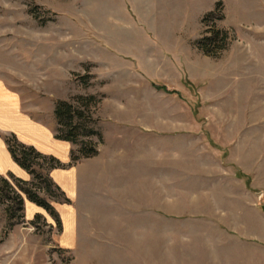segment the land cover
I'll return each mask as SVG.
<instances>
[{
  "label": "rangeland",
  "instance_id": "374dc122",
  "mask_svg": "<svg viewBox=\"0 0 264 264\" xmlns=\"http://www.w3.org/2000/svg\"><path fill=\"white\" fill-rule=\"evenodd\" d=\"M0 78L54 135L58 102L84 111L53 182L112 163L40 190L61 225L0 199V264H264V0H0Z\"/></svg>",
  "mask_w": 264,
  "mask_h": 264
},
{
  "label": "trees",
  "instance_id": "16d2710c",
  "mask_svg": "<svg viewBox=\"0 0 264 264\" xmlns=\"http://www.w3.org/2000/svg\"><path fill=\"white\" fill-rule=\"evenodd\" d=\"M210 32H212V35L203 38L201 44V48L207 53L212 52L213 49L221 48L222 45L218 46L217 43L219 40H222V42L224 41V37L222 38L220 36L221 31L218 29L213 28ZM80 99L86 100L88 103L94 101L95 97L90 96L86 99L80 97ZM54 112L55 117L60 125L58 129L59 131L55 134L56 138L77 143L80 132L85 134L93 132V130H87V124L85 123L86 116L84 111L74 107V105L63 101L58 102ZM5 143L15 162L20 167L25 169L29 174H31L35 180L33 183L29 184L28 182L16 177L13 174L6 176L0 175V199H11L15 203L14 206H16L15 212L18 213L22 212L24 209L23 195H25L29 201L49 212L50 215L56 219L58 225H61L57 211L47 199L40 195L39 192L41 189H43L47 194L54 196L55 191H53V188L60 190L59 187L46 175L45 171H41L43 164L48 163L51 168L63 167L64 165L54 156L45 155L39 152L34 146L26 145L20 142L13 133L5 136ZM79 151L83 157H88L97 152L90 141L81 142ZM79 159L80 158L77 157L72 151L71 163H74ZM42 181L45 182L44 187H41ZM8 193L12 194L11 197H7ZM7 209L10 215H17V213L12 212V206H9ZM19 217L23 218V215L20 213Z\"/></svg>",
  "mask_w": 264,
  "mask_h": 264
},
{
  "label": "crops",
  "instance_id": "0c3cea01",
  "mask_svg": "<svg viewBox=\"0 0 264 264\" xmlns=\"http://www.w3.org/2000/svg\"><path fill=\"white\" fill-rule=\"evenodd\" d=\"M10 133L15 134L20 142L32 145L39 152L52 155L62 163L67 164L71 160L72 144L56 139L52 128L25 112L19 93L10 89L6 81L0 78V173L6 175L7 172H11L16 177L26 180L29 178V173L15 162L5 143V136ZM127 148H119L116 151L114 163L123 167L128 164L129 160L127 163L125 161L129 151ZM98 161V159L83 160L78 166L54 169L56 173L52 178L70 196L73 193L74 171H87L84 166L88 164L91 165L90 171L111 170L112 163L108 160L102 158ZM27 205L30 207L32 204L29 202Z\"/></svg>",
  "mask_w": 264,
  "mask_h": 264
}]
</instances>
